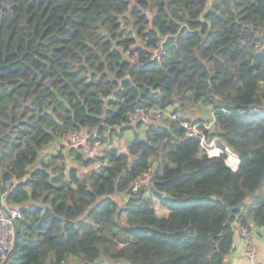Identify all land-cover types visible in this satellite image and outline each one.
Wrapping results in <instances>:
<instances>
[{
    "label": "trees",
    "instance_id": "trees-1",
    "mask_svg": "<svg viewBox=\"0 0 264 264\" xmlns=\"http://www.w3.org/2000/svg\"><path fill=\"white\" fill-rule=\"evenodd\" d=\"M139 107L175 117L119 151ZM74 130L101 155H40ZM0 191L21 215L6 264H225L264 225V0H0Z\"/></svg>",
    "mask_w": 264,
    "mask_h": 264
},
{
    "label": "built area",
    "instance_id": "built-area-1",
    "mask_svg": "<svg viewBox=\"0 0 264 264\" xmlns=\"http://www.w3.org/2000/svg\"><path fill=\"white\" fill-rule=\"evenodd\" d=\"M163 53L161 45H159L152 52V58L158 59L160 55ZM135 55H132L131 58L134 59ZM167 115H170V111L161 110L156 107L150 108H136L134 110H130L127 112V124L130 126H134L138 123L146 124L151 121H162ZM171 116V115H170ZM172 118L175 116L172 115ZM212 121V119H211ZM207 127L212 126L210 122ZM199 122L196 121H183L182 126L186 130V135L199 137L201 140L203 139L202 131L199 127ZM62 142L68 148H79L83 151V153L89 157H97L100 156L102 151L105 149V144L103 141L95 135H90L86 131L83 130H74L68 132ZM151 180V173L149 170L144 171L140 175H138L132 185L131 192H136L141 188L148 187ZM13 180H9L6 183V186L9 187ZM11 217L13 219L20 218L21 215L17 209L10 210ZM240 234L245 238V254L251 260H254V256L256 253V246L254 241H252L249 237V230L245 226H238ZM13 246V229L10 222L9 217L5 214V212L0 209V264L2 260L5 258L9 250ZM259 264H264V250L262 254V259Z\"/></svg>",
    "mask_w": 264,
    "mask_h": 264
},
{
    "label": "crops",
    "instance_id": "crops-1",
    "mask_svg": "<svg viewBox=\"0 0 264 264\" xmlns=\"http://www.w3.org/2000/svg\"><path fill=\"white\" fill-rule=\"evenodd\" d=\"M196 119H200V118H196ZM208 120L211 121V119H208ZM144 127H145V124H142L140 129L143 130L145 129ZM134 130H135L134 126H133V129L132 128L126 129V131L124 132V135L114 138L112 140L111 145L118 148L119 151H125V144L128 140L132 138ZM67 149L68 147L66 148V150ZM57 150H58L57 143H51L42 149L40 155L45 157L46 155L56 153ZM233 155L236 156V158H238L236 154H233ZM237 164L235 165V167L237 166ZM11 207L14 209H17V206H11ZM156 213L158 215L165 216L167 215L168 210L165 208L156 207ZM249 237L252 241H254L255 246H256V253L254 256V260H251L250 258L246 256L245 238L240 234L239 229L236 228L234 240H233V247L229 255L227 256L225 264H259L261 262L262 254L264 250V225L263 226H252L251 230L249 231Z\"/></svg>",
    "mask_w": 264,
    "mask_h": 264
},
{
    "label": "water",
    "instance_id": "water-1",
    "mask_svg": "<svg viewBox=\"0 0 264 264\" xmlns=\"http://www.w3.org/2000/svg\"><path fill=\"white\" fill-rule=\"evenodd\" d=\"M62 144H64L62 142ZM67 154V151L65 152ZM245 205V201H241L240 203H238L237 205L233 206V207H228L227 208V211H228V214H229V217L230 215L233 213V211H237V210H240L242 209V207ZM0 209H2L5 214L9 217L10 219V222H11V225H12V229H13V246L12 248L9 250V252L7 253V255L5 256V258L2 260L1 264H6L10 254L13 252L14 248H15V244H16V239H17V230H16V224H15V220L11 217V214H10V210L14 209L8 205H6L3 200H2V194H1V191H0ZM96 263L98 262H103L104 264H113V260L111 259H107L105 256L103 255H99L96 260H95ZM121 264H128L124 259H121Z\"/></svg>",
    "mask_w": 264,
    "mask_h": 264
},
{
    "label": "rangeland",
    "instance_id": "rangeland-1",
    "mask_svg": "<svg viewBox=\"0 0 264 264\" xmlns=\"http://www.w3.org/2000/svg\"><path fill=\"white\" fill-rule=\"evenodd\" d=\"M189 115L192 116L191 117L192 120H194L196 118H201V119L207 120V119H211L212 113L208 107L202 106L200 104H196L189 109ZM210 124H212V121L210 122ZM60 141H62V139L57 142V145ZM58 148H59V145H58ZM211 149L212 148H208L209 151ZM230 154L233 155L234 153H230ZM118 198L120 199V197H118ZM74 264H76V263H74Z\"/></svg>",
    "mask_w": 264,
    "mask_h": 264
}]
</instances>
